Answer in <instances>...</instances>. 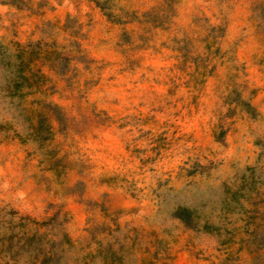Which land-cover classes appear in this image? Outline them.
I'll use <instances>...</instances> for the list:
<instances>
[{
    "label": "rangeland",
    "instance_id": "rangeland-1",
    "mask_svg": "<svg viewBox=\"0 0 264 264\" xmlns=\"http://www.w3.org/2000/svg\"><path fill=\"white\" fill-rule=\"evenodd\" d=\"M0 45L30 68L21 116L0 88V205L58 211L68 263L115 237L119 264H264V0H0ZM244 166L230 241L170 216Z\"/></svg>",
    "mask_w": 264,
    "mask_h": 264
},
{
    "label": "trees",
    "instance_id": "trees-1",
    "mask_svg": "<svg viewBox=\"0 0 264 264\" xmlns=\"http://www.w3.org/2000/svg\"><path fill=\"white\" fill-rule=\"evenodd\" d=\"M102 8L103 5L97 1ZM21 48V47H20ZM19 49L7 51L0 45V88L7 91L8 96H17L12 101L13 112L17 116L22 115L20 98L23 95L21 88H27L30 68L28 59H22ZM253 166H244L234 170L227 178L221 180L214 188L218 191V204L212 203L210 196L200 197L197 206H189L185 203H174L171 207L170 216L178 219L188 228L200 229L205 232H215L219 243L224 244L231 240L229 235H221L220 229L224 228L218 218L220 212L227 209H235L240 205L241 198L250 192L253 186ZM245 187V192L241 191ZM207 205L209 210L202 217L196 212L197 209ZM214 212L217 221H212L210 215ZM59 212L40 220H36L17 213L13 208L0 205V258L3 264L14 262L16 258L23 257L27 264H70L64 258L65 246L69 244V236L59 221ZM224 230V229H223ZM114 244L121 243L113 237L111 240L97 242L95 252L102 253L106 263L119 264L121 255ZM258 248H264V239L261 237L257 242ZM89 253V252H87ZM84 257V256H83ZM86 257V256H85ZM79 260L76 264H85Z\"/></svg>",
    "mask_w": 264,
    "mask_h": 264
}]
</instances>
